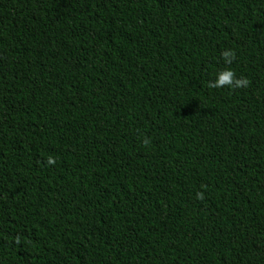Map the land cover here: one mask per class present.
Returning <instances> with one entry per match:
<instances>
[{"label": "trees", "instance_id": "trees-1", "mask_svg": "<svg viewBox=\"0 0 264 264\" xmlns=\"http://www.w3.org/2000/svg\"><path fill=\"white\" fill-rule=\"evenodd\" d=\"M0 264H264V0H0Z\"/></svg>", "mask_w": 264, "mask_h": 264}, {"label": "clouds", "instance_id": "clouds-1", "mask_svg": "<svg viewBox=\"0 0 264 264\" xmlns=\"http://www.w3.org/2000/svg\"><path fill=\"white\" fill-rule=\"evenodd\" d=\"M233 52L231 50H224L221 56L224 59L225 64H229L233 58ZM248 81L246 79H236L234 73L231 70H221L215 75V79L208 84L210 88H221L222 86H228L229 88H240L247 86Z\"/></svg>", "mask_w": 264, "mask_h": 264}]
</instances>
